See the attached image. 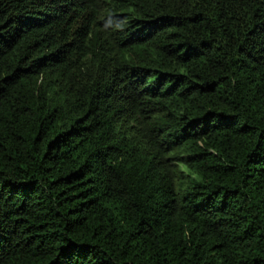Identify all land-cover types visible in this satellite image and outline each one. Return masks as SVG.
Segmentation results:
<instances>
[{
    "label": "trees",
    "instance_id": "trees-1",
    "mask_svg": "<svg viewBox=\"0 0 264 264\" xmlns=\"http://www.w3.org/2000/svg\"><path fill=\"white\" fill-rule=\"evenodd\" d=\"M0 264H264V0H0Z\"/></svg>",
    "mask_w": 264,
    "mask_h": 264
}]
</instances>
